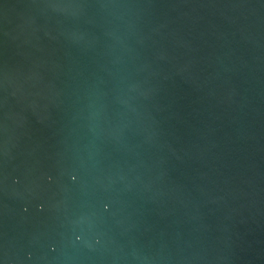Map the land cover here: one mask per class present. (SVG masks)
<instances>
[{
    "label": "water",
    "instance_id": "water-1",
    "mask_svg": "<svg viewBox=\"0 0 264 264\" xmlns=\"http://www.w3.org/2000/svg\"><path fill=\"white\" fill-rule=\"evenodd\" d=\"M0 264H264V0H0Z\"/></svg>",
    "mask_w": 264,
    "mask_h": 264
}]
</instances>
